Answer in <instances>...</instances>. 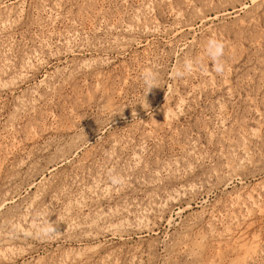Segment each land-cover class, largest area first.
Segmentation results:
<instances>
[{
	"label": "rangeland",
	"instance_id": "rangeland-1",
	"mask_svg": "<svg viewBox=\"0 0 264 264\" xmlns=\"http://www.w3.org/2000/svg\"><path fill=\"white\" fill-rule=\"evenodd\" d=\"M0 264H264V0H0Z\"/></svg>",
	"mask_w": 264,
	"mask_h": 264
},
{
	"label": "clouds",
	"instance_id": "clouds-1",
	"mask_svg": "<svg viewBox=\"0 0 264 264\" xmlns=\"http://www.w3.org/2000/svg\"><path fill=\"white\" fill-rule=\"evenodd\" d=\"M224 47L225 45L223 42L218 39H209L205 46L207 54L214 62V70L217 72L223 71L222 57L224 55ZM193 70L194 62L191 59H185L183 64L174 70L173 75L176 78H182L185 75L190 74ZM141 80L144 84L146 93L148 94L153 88L157 87L158 73L151 68H147L141 73ZM48 223L49 225H52V223ZM41 231L45 236L57 234L55 226L45 227Z\"/></svg>",
	"mask_w": 264,
	"mask_h": 264
}]
</instances>
